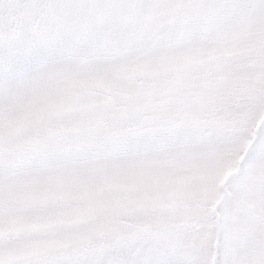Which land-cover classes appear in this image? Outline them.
<instances>
[{
	"label": "rangeland",
	"instance_id": "rangeland-1",
	"mask_svg": "<svg viewBox=\"0 0 264 264\" xmlns=\"http://www.w3.org/2000/svg\"><path fill=\"white\" fill-rule=\"evenodd\" d=\"M0 264H264V0H0Z\"/></svg>",
	"mask_w": 264,
	"mask_h": 264
}]
</instances>
